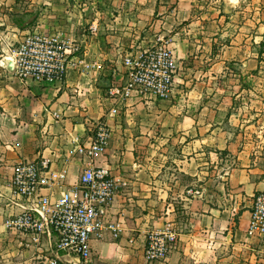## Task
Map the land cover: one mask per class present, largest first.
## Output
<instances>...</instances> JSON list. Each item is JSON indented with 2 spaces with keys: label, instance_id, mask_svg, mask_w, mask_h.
<instances>
[{
  "label": "crops",
  "instance_id": "crops-1",
  "mask_svg": "<svg viewBox=\"0 0 264 264\" xmlns=\"http://www.w3.org/2000/svg\"><path fill=\"white\" fill-rule=\"evenodd\" d=\"M259 2L0 0V264L56 256L55 234L36 243L9 225L23 210L17 204L34 206L13 196L15 164L45 159L52 171L66 168L62 185L41 191L55 202L88 165L78 146L98 123L111 141L96 164L121 185L109 216L123 232L93 239L89 264H264V236L248 235L264 193V13L257 23L259 13L246 12ZM33 31L81 44L64 80L16 75L13 49ZM161 39L175 57L172 92L110 98L108 89L128 78L125 57ZM167 226L177 244L148 263L149 234Z\"/></svg>",
  "mask_w": 264,
  "mask_h": 264
},
{
  "label": "built area",
  "instance_id": "built-area-1",
  "mask_svg": "<svg viewBox=\"0 0 264 264\" xmlns=\"http://www.w3.org/2000/svg\"><path fill=\"white\" fill-rule=\"evenodd\" d=\"M81 44L68 36L33 31L13 49L16 75L26 81L52 83L67 77L71 61L81 53ZM128 78L112 85L108 96L122 102L133 92L153 99L168 96L175 84V57L165 40L139 55L124 59ZM111 141V131L101 123L93 130L91 140L78 146L79 154L88 161L79 181L64 191L57 201L41 193L43 186L62 185L68 176L50 169L49 162L20 161L14 166L12 178L15 200L34 201V206L19 205L23 210L14 215L9 225L18 231L32 232L34 241L40 243L44 236L56 235L54 257H43L44 264H60V255L73 260L72 264H89L93 239H103L108 232L118 237L122 223L110 220V209L121 185L107 168L98 166ZM250 237L264 236V193L255 197L249 225ZM178 242L177 232L170 226L149 234L145 247L148 263L168 258Z\"/></svg>",
  "mask_w": 264,
  "mask_h": 264
},
{
  "label": "rangeland",
  "instance_id": "rangeland-1",
  "mask_svg": "<svg viewBox=\"0 0 264 264\" xmlns=\"http://www.w3.org/2000/svg\"><path fill=\"white\" fill-rule=\"evenodd\" d=\"M243 9H237V11H246L245 10V8L246 7H248L247 6V4L245 3V4H243ZM257 8V9H256ZM229 12V11H228ZM247 13H251V12H254V13H259V15H257V19H255V22H257L258 23V19H262V14L264 13V3H261V2H259V3H257V5H255L254 6V9H252V7H251V9H249V10H247L246 11ZM230 13V12H229ZM264 21V20H263ZM261 23V22H260ZM258 28H259V24H258ZM258 28L256 27L255 28V26H254V29H255V32H257V30H258ZM258 36L259 37H261L260 39H258V41H259V43L260 44H262V46H263V52H264V33H262V32H259L258 31ZM261 52V57H260V61H261V63L263 62V67H264V54H262L263 52L262 51H260ZM263 71H264V68H263ZM264 74V73H263Z\"/></svg>",
  "mask_w": 264,
  "mask_h": 264
}]
</instances>
